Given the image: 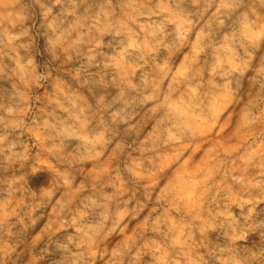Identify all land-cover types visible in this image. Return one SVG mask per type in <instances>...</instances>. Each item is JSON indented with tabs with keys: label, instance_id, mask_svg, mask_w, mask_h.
<instances>
[{
	"label": "clouds",
	"instance_id": "9594fccd",
	"mask_svg": "<svg viewBox=\"0 0 264 264\" xmlns=\"http://www.w3.org/2000/svg\"><path fill=\"white\" fill-rule=\"evenodd\" d=\"M0 264H264V0H0Z\"/></svg>",
	"mask_w": 264,
	"mask_h": 264
},
{
	"label": "rangeland",
	"instance_id": "374dc122",
	"mask_svg": "<svg viewBox=\"0 0 264 264\" xmlns=\"http://www.w3.org/2000/svg\"><path fill=\"white\" fill-rule=\"evenodd\" d=\"M230 123H231V117H228L227 119H225L223 125L220 128V132L218 133V135L223 134V132H225L228 129V127L230 126ZM210 134L211 133H209V135ZM197 150H199V149H197Z\"/></svg>",
	"mask_w": 264,
	"mask_h": 264
}]
</instances>
